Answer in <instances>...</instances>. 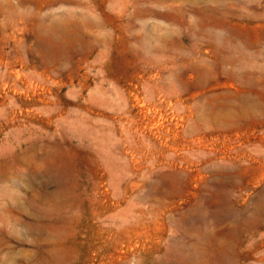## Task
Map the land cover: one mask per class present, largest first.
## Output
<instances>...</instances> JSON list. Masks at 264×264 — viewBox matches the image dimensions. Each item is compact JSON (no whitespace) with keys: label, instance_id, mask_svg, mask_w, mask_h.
Returning a JSON list of instances; mask_svg holds the SVG:
<instances>
[{"label":"rangeland","instance_id":"1","mask_svg":"<svg viewBox=\"0 0 264 264\" xmlns=\"http://www.w3.org/2000/svg\"><path fill=\"white\" fill-rule=\"evenodd\" d=\"M0 264H264V0H0Z\"/></svg>","mask_w":264,"mask_h":264}]
</instances>
